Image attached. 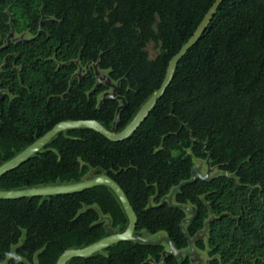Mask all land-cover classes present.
Instances as JSON below:
<instances>
[{
  "label": "trees",
  "instance_id": "16d2710c",
  "mask_svg": "<svg viewBox=\"0 0 264 264\" xmlns=\"http://www.w3.org/2000/svg\"><path fill=\"white\" fill-rule=\"evenodd\" d=\"M215 0H0V152L6 161L62 120L94 119L110 129L120 100L99 104L90 63L119 82L122 129L159 88L170 58ZM14 29L22 40L4 39ZM161 52L151 58L148 43ZM89 64L90 73L76 74ZM85 71V70H84ZM82 71V73H84ZM209 160L210 181L183 184L173 204L196 209L184 223L209 264H264V0H223L180 59L147 117L125 140L87 128L57 134L0 176V190L106 173L125 192L136 231L164 233L187 248L186 210L163 198L191 178L193 158ZM210 215L212 216L210 218ZM127 225L114 193L100 185L73 194L0 199V264H55L68 248ZM22 239L21 245L11 250ZM164 245L121 241L67 264H161ZM164 264H195L165 256Z\"/></svg>",
  "mask_w": 264,
  "mask_h": 264
},
{
  "label": "water",
  "instance_id": "95a60500",
  "mask_svg": "<svg viewBox=\"0 0 264 264\" xmlns=\"http://www.w3.org/2000/svg\"><path fill=\"white\" fill-rule=\"evenodd\" d=\"M223 0H215L210 8L207 10L204 17L201 19L191 36L186 40L185 43L180 47V49L170 58L164 78L161 85L157 90H155L138 108L133 117L127 122V124L120 130H117V120L119 115V110L125 107V100L119 94L120 86L119 82H114L110 79L106 72L98 68V61L96 63H90L93 68V73L96 78V86L98 84H104L107 87V90L104 91L99 100V104L105 100H120L121 104L117 107L115 118L113 120L112 127L110 129L103 126L100 122L94 119L86 120H62L54 124L47 132L43 135L36 138L33 142L28 144L25 148L19 151L10 159L3 161L0 152V176L7 173L10 170H13L29 160L33 155L38 154L42 151L47 144L59 133L75 130L81 128L91 129L110 141L118 142L127 139L140 125V123L147 117L151 109L154 107L156 102L162 97L165 92L166 87L170 84L173 73L176 65L180 59L186 54V52L200 39L201 35L207 29L210 21L212 20L218 6ZM23 36H14V29L11 28L10 32L4 39V43L7 40H22ZM84 73H82V67L79 65L77 75L79 78L84 77L90 73L89 64L85 65ZM3 93L0 91V99L2 98ZM1 127V123H0ZM207 165V170L205 173H202L198 166H192L191 168V178L180 182L178 185L172 188L168 195H166L163 200H166L170 206H177L187 211L190 215L189 218H185L180 222V228L187 239L188 247L177 249L173 241L166 235L162 234L157 239L152 240L144 237L140 231H136L137 217L136 214L125 194L123 189L119 184L111 178L106 173L95 174L98 168L90 169L89 172L81 178L79 181L69 182V183H57V184H47L42 186H34L20 189H11V190H0V199L10 200V199H20L27 197H50L53 195H62V194H73L78 193L86 189L93 188L95 186H106L108 187L114 195L119 200L125 215L127 217V225L125 229L121 232H112L109 227V222L104 225L108 230V234L94 241L93 243L79 247V248H68L65 249L57 258L55 264H67V262L73 258H89L97 253H104L105 250L118 242L127 241V242H140L145 245L157 246L161 244H166L161 252V264L165 256H174L177 260L181 261L183 257L187 256L190 258L191 263L195 264H209V259H203L201 251L196 250L194 242L201 239L207 232V223H204V229L197 232L193 237H189L185 228L184 223L190 221L196 215V209L188 207L185 204H173L172 198L175 192L185 184L194 181L196 178H199L203 181H210L212 176L210 175L212 168L209 166L208 158L205 160ZM212 216L210 215V218ZM22 243V239L14 246L11 250V254H15V249L18 248Z\"/></svg>",
  "mask_w": 264,
  "mask_h": 264
},
{
  "label": "rangeland",
  "instance_id": "374dc122",
  "mask_svg": "<svg viewBox=\"0 0 264 264\" xmlns=\"http://www.w3.org/2000/svg\"><path fill=\"white\" fill-rule=\"evenodd\" d=\"M146 50L148 51V54H149V56H150L151 58L156 57V56L161 52V49H160V47H159V44L154 43V42H150V43H148V45H147V47H146ZM82 71H84V67L82 68ZM99 97H101V94H99ZM205 160H206L205 158H196V157L193 158V164H194L195 166H198V167L200 168V170H201L202 173H205L206 170H207V165H206ZM213 170H215V168L212 169V171H213ZM212 171H211L210 173H212ZM140 232H141V234H142L144 237L149 238V239H152V240H155V239H157L160 235L164 234V233H162V232H160V233H156V234H151V233H148V232L145 231V230H142V231H140ZM163 245H164L165 248L167 247L166 244L163 243ZM207 251H208V249H205V250H202V251H201V254H202L203 259H206V258H207Z\"/></svg>",
  "mask_w": 264,
  "mask_h": 264
}]
</instances>
